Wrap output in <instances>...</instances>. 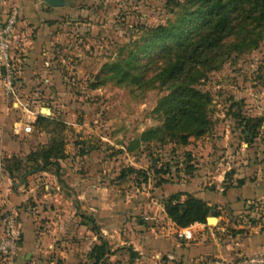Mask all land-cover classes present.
Wrapping results in <instances>:
<instances>
[{
  "label": "rangeland",
  "instance_id": "1",
  "mask_svg": "<svg viewBox=\"0 0 264 264\" xmlns=\"http://www.w3.org/2000/svg\"><path fill=\"white\" fill-rule=\"evenodd\" d=\"M198 4L199 0L34 4L29 14L37 16L26 24L33 52L28 54L26 36L24 50H16L18 81L9 104L16 118L21 107L53 118L31 132L39 131L46 143L63 139L67 158L46 170L54 175L52 181L39 180L44 171L8 180L6 160L26 155L0 151V264H93L90 252L100 238L109 243L111 264H136L138 256L128 247L132 232L142 223L167 226L166 201L176 193H183L181 200L186 194L221 197L232 187L247 185L259 195L245 199L240 208L211 204L210 217L218 220L210 221L206 231L214 238L210 229L223 228L218 236L227 238L246 231L249 224L264 228V120L253 141L246 128L248 120L254 124L264 118V28L253 29L249 19L244 24L236 20L239 24L227 36L226 48L212 54L214 65L198 67L193 87L209 98L210 130L181 143L171 139L165 127L168 115L156 110L171 91L159 72L171 52L165 48L174 45L153 40V30L170 26L190 5ZM81 150L87 153L80 155ZM129 167L137 172L123 177ZM45 184L52 195L42 204L55 206V218L34 219L30 230L38 238H28V227H21L26 222L22 212L39 210V190H45ZM15 187L33 190L10 209L5 191ZM9 217L20 230L13 255L1 248L9 240ZM83 230L89 238H81ZM39 231L49 238L39 243Z\"/></svg>",
  "mask_w": 264,
  "mask_h": 264
},
{
  "label": "trees",
  "instance_id": "2",
  "mask_svg": "<svg viewBox=\"0 0 264 264\" xmlns=\"http://www.w3.org/2000/svg\"><path fill=\"white\" fill-rule=\"evenodd\" d=\"M240 19L243 24L249 19L254 24L253 29L264 28V0H199L198 5H190L185 16L170 26L159 25L154 28L153 40L161 38L165 41V47L168 41L174 45L165 48L171 52L167 64L159 72L160 76H165L166 85L171 87V91L159 101L156 108L168 115L165 127L171 139L187 143L191 136H200L210 130L211 121L207 110L209 98L193 85L198 82L200 64L214 65L211 62L214 58L212 54L219 48H226L227 36ZM263 120L258 118L254 124L252 120L247 121L249 141L255 139ZM45 122H54V119L39 115L36 125L42 126ZM47 143L39 145L25 158L18 155L8 158L4 169L11 177L20 176L23 179L29 174L46 171L51 166L59 167L60 160L67 158L65 143L56 137ZM86 153L81 150L80 155ZM133 172H137L136 168L129 167L123 171V177ZM182 195L176 193L168 198L167 216L183 228L194 223H207L214 207L192 194H186V199L181 200ZM216 215L219 216L220 212ZM110 254L109 243L104 238H100V243L95 244L90 252L93 264H111L108 261Z\"/></svg>",
  "mask_w": 264,
  "mask_h": 264
},
{
  "label": "crops",
  "instance_id": "3",
  "mask_svg": "<svg viewBox=\"0 0 264 264\" xmlns=\"http://www.w3.org/2000/svg\"><path fill=\"white\" fill-rule=\"evenodd\" d=\"M37 2H39V0H0V12L2 14H5L11 5L20 6L21 18L18 25V31L20 35L23 36V39H26L27 36L26 44L28 54L29 51L33 52L34 43L33 41L28 43V36L30 35L31 30L26 27V24L29 21H32L30 19L37 16L29 14L31 12L30 10H34L32 8H34V4ZM37 32L39 34V29ZM10 98L11 95H8L5 92L0 73V151L28 155L36 150L39 145L46 143L39 131L33 133L31 132L32 130H25L28 125L35 128L37 126L36 122L38 116L42 114L36 115L30 109L21 107L17 109L20 111L16 118L15 113H13L12 107L9 104ZM23 137H25V139L22 142L20 139ZM8 176L7 179L10 180L11 175L9 173ZM42 179L52 181L54 180V175L44 171L39 174V180ZM45 185V190L43 188L39 190V202L37 201L39 203V210L34 211V213L31 212V214L28 213V215L22 212L23 215L25 214L24 218L26 222L24 225L21 224V227H28L27 231L29 234L26 232L27 235H29L27 236L28 238H38L37 236H34L33 230H30V224H32L34 219H37L38 217L39 220L44 217L50 218L56 211L54 210L55 206L52 204L50 206H44V204H42L45 203V199H49L52 195L49 185ZM57 189L60 190L61 187L57 186ZM32 190L33 189L31 188L29 191L24 192L22 191V188L18 187H15L13 191L6 188L5 192H7L8 207L12 209L14 205L21 204L28 199ZM41 190L44 191L40 192ZM258 195L259 192L257 189H250L249 186L242 185L241 187H232L227 194H223L221 197L217 195L199 197L205 199L209 204L231 203L232 207L240 208L245 199L254 198ZM67 203L69 205V202ZM33 214H35V217ZM165 217L168 227L166 225L157 228L145 227L146 225L142 222V224L135 227L131 238H129V243H131L132 246L128 247L132 248L133 252L138 256L135 259L136 264H175L176 262L180 264H212V261L210 262V260L216 258L226 257L234 259L239 256L264 257V228L260 225H256L255 223L249 224L246 231L236 232L232 235H228L227 238H219L217 240L210 237L206 231L210 222L194 223L183 228L177 226L167 215ZM52 218L55 217L53 216ZM216 220L218 219L216 218ZM54 224L58 225V223ZM77 226L78 225H76V227ZM49 227L53 228L50 223ZM49 232H52V229L49 230ZM57 232L58 230L54 233ZM85 232L86 230H83L84 234L81 238H89L85 235ZM46 234L47 233L44 231H39V243L42 240L41 238H49Z\"/></svg>",
  "mask_w": 264,
  "mask_h": 264
},
{
  "label": "built area",
  "instance_id": "4",
  "mask_svg": "<svg viewBox=\"0 0 264 264\" xmlns=\"http://www.w3.org/2000/svg\"><path fill=\"white\" fill-rule=\"evenodd\" d=\"M21 18V11L18 6H9L7 12H0V73L3 80L5 92L10 95L17 88V70H16V50H24V39L18 31V25ZM26 131H31V126H26ZM221 229V230H220ZM212 236L219 239L218 231L223 228L210 229ZM6 232L8 239L6 244L1 246L7 254L13 255L17 251L18 238L20 230L14 217H9L6 222ZM217 232V233H216ZM212 264H264V257L260 256H239L237 258H217Z\"/></svg>",
  "mask_w": 264,
  "mask_h": 264
},
{
  "label": "water",
  "instance_id": "5",
  "mask_svg": "<svg viewBox=\"0 0 264 264\" xmlns=\"http://www.w3.org/2000/svg\"><path fill=\"white\" fill-rule=\"evenodd\" d=\"M47 3H49L50 5H53V6H60V5H63L64 3V0H46ZM14 184L16 185H20V184H17L16 182H14ZM208 221H216V218L215 217H208Z\"/></svg>",
  "mask_w": 264,
  "mask_h": 264
}]
</instances>
